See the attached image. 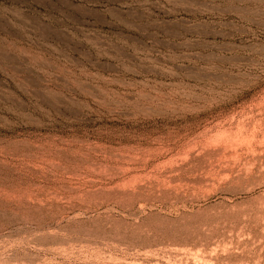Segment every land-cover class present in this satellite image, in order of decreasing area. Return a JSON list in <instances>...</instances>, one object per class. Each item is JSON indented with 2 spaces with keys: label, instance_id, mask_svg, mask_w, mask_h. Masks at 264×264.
I'll use <instances>...</instances> for the list:
<instances>
[{
  "label": "rangeland",
  "instance_id": "1",
  "mask_svg": "<svg viewBox=\"0 0 264 264\" xmlns=\"http://www.w3.org/2000/svg\"><path fill=\"white\" fill-rule=\"evenodd\" d=\"M0 264H264V0H0Z\"/></svg>",
  "mask_w": 264,
  "mask_h": 264
}]
</instances>
